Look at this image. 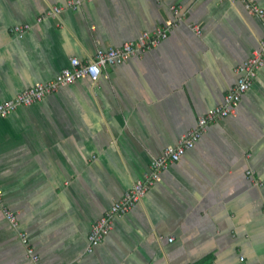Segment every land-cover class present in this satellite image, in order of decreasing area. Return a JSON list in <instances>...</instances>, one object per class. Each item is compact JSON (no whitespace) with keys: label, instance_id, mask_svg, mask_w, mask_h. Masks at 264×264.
<instances>
[{"label":"crops","instance_id":"crops-1","mask_svg":"<svg viewBox=\"0 0 264 264\" xmlns=\"http://www.w3.org/2000/svg\"><path fill=\"white\" fill-rule=\"evenodd\" d=\"M66 1L0 0V103L72 57L165 27L172 6L181 17L157 46L96 82L77 80L0 119V264H264V66L236 113L210 124L86 251L91 225L150 161L223 103L263 22L230 0H85L37 20ZM21 25L23 35L11 31ZM2 206L18 213V230Z\"/></svg>","mask_w":264,"mask_h":264},{"label":"built area","instance_id":"built-area-1","mask_svg":"<svg viewBox=\"0 0 264 264\" xmlns=\"http://www.w3.org/2000/svg\"><path fill=\"white\" fill-rule=\"evenodd\" d=\"M85 0H67L64 5H54L38 17V21L45 18L54 17L63 10H77ZM231 2H240L245 5L247 12L264 24V9L252 0H230ZM173 12V21L167 22L165 27L156 28L152 32H143L136 41L125 42L119 47L97 48L94 56L90 60L81 61L76 57L69 59L68 66L53 78L43 83H37L29 88L18 92L14 97L0 103V119H3L13 113L19 107L30 106L40 102L47 95L55 93L59 88L70 85L77 80L86 78L96 82L102 75L104 69L113 65H119L127 62L133 56L150 50L157 46L162 40L166 39L168 32L180 21V8L171 7ZM198 35L201 30L197 25H189ZM29 29L28 25L14 26L11 31L21 36ZM264 66V36L251 55L239 66L235 68L237 80L232 89L224 96L223 103L216 106L197 119L195 127L182 135L177 144L167 147L162 154L153 158L148 166L147 172L143 178L135 182L131 188L126 190L123 195L109 207L105 213L99 217L92 225L87 237V252L90 253L99 245L109 233L112 221L117 216L127 213L136 203H138L146 192L158 181L160 173L176 163L181 157L202 137L207 127L236 113L238 104L243 94L253 85L258 71ZM247 177L250 178L253 185L260 186V183L252 177V172L247 171ZM3 191L0 187V202L2 201ZM2 213L9 225L18 230V213L12 211L6 206H2ZM18 237L25 246L27 255L32 261H37V256L28 246L27 238L24 232L18 231ZM172 240L171 238L169 239Z\"/></svg>","mask_w":264,"mask_h":264}]
</instances>
